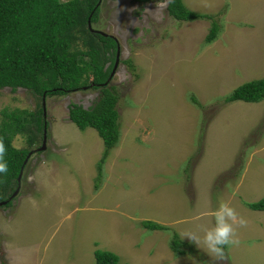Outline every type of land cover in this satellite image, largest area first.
Instances as JSON below:
<instances>
[{"label":"rangeland","instance_id":"374dc122","mask_svg":"<svg viewBox=\"0 0 264 264\" xmlns=\"http://www.w3.org/2000/svg\"><path fill=\"white\" fill-rule=\"evenodd\" d=\"M167 1H97L89 27L116 42L107 86L117 96L119 129L100 178L101 138L91 127L79 130L67 111L70 104L90 106L99 89L43 100L23 88L0 90V119L2 111L41 108L46 135L41 151V137L31 146L25 135L11 140L32 151L11 203L0 204L1 262L94 264L98 248L116 253L120 264H214L193 242L205 262L193 247L167 251L172 232L202 235L224 200L248 223L220 264H264V210L245 203L264 196V99L223 102L238 84L264 77V0H183L218 22L208 44L210 21H177ZM144 220L168 227L144 229Z\"/></svg>","mask_w":264,"mask_h":264},{"label":"trees","instance_id":"16d2710c","mask_svg":"<svg viewBox=\"0 0 264 264\" xmlns=\"http://www.w3.org/2000/svg\"><path fill=\"white\" fill-rule=\"evenodd\" d=\"M98 0H0V90L23 88L35 96L63 94L84 87L99 89L98 98L88 107L80 104L68 106V118L79 129L93 128L102 141V153L96 163V176L102 174V164L118 141L117 96L112 86H107L116 48L115 40L87 27L97 19ZM143 3L149 0H131ZM167 14L177 21L208 19L209 28L204 37L210 42L219 31V24L212 15L193 11L181 0H168ZM79 56H86L87 63L80 64ZM129 63V62H127ZM190 101L199 104L190 95ZM264 99V77L242 82L225 96L223 102L242 100L257 102ZM25 115L2 111L0 139L6 152L4 162L7 173H0V201L9 205L10 193L17 185V175L24 165L27 148H16L11 140L16 134L25 135L28 146L41 136L44 122L41 108ZM42 138V137H41ZM94 186H97L95 183ZM8 198V199H7ZM254 210H264V196L246 202ZM141 227L149 230H165L166 225L153 221H141ZM170 249L176 254L190 251L194 245L182 241L171 233ZM196 249V248H195ZM188 250V251H187ZM197 250V249H196ZM197 259L205 262L203 253L197 250ZM94 264H120L112 251L94 249ZM1 262V261H0ZM0 264H6L1 262Z\"/></svg>","mask_w":264,"mask_h":264},{"label":"clouds","instance_id":"9594fccd","mask_svg":"<svg viewBox=\"0 0 264 264\" xmlns=\"http://www.w3.org/2000/svg\"><path fill=\"white\" fill-rule=\"evenodd\" d=\"M160 7H164V5H160ZM41 137H43V134L41 135ZM45 141H46V135H45ZM38 147L36 148V150L41 151L38 149ZM30 151L32 150H28V153ZM5 152H6V148L4 142L2 139H0V173H7L8 171L7 163L4 162ZM28 153L26 154L23 160V164L26 161ZM210 216H211V225L204 226L201 228L200 231L202 235L190 231H186L182 233V238L183 239L187 238L190 242H193L196 245L201 246L206 251V253L213 259L214 264H220V262H223L226 259V254H225L226 247H238L240 245L241 241L239 239L238 229L247 227L248 222L244 217L240 216L237 213L235 208L232 207L229 202L224 200L218 202L217 207L210 212Z\"/></svg>","mask_w":264,"mask_h":264},{"label":"water","instance_id":"95a60500","mask_svg":"<svg viewBox=\"0 0 264 264\" xmlns=\"http://www.w3.org/2000/svg\"><path fill=\"white\" fill-rule=\"evenodd\" d=\"M89 25H90V21H89V18H88V19H87V27H88L90 30H92V31H96V32H98V33H101L102 35H105V33L102 32V31L91 29V28L89 27ZM114 66H115V61H114L113 67H114ZM43 97H44V94L42 95V100H43ZM42 109H44V102H43V101H42ZM44 147H45V132H44V129H43V137H42L41 145L38 147V149H39V150H42V149H44ZM20 175H21V169H20V171H19V173H18V175H17V178H16L17 181H19V177H20ZM13 192H14V191H13ZM10 197H11V196H9V198H10ZM4 203H5V200H3V201L0 202V204H4Z\"/></svg>","mask_w":264,"mask_h":264},{"label":"crops","instance_id":"0c3cea01","mask_svg":"<svg viewBox=\"0 0 264 264\" xmlns=\"http://www.w3.org/2000/svg\"><path fill=\"white\" fill-rule=\"evenodd\" d=\"M181 1H182V3L185 5V3L183 2V0H181ZM185 6H186V5H185ZM186 7H187V6H186ZM187 8H189V9L195 11L192 7H190L189 4H188V7H187ZM196 12H198V11H196ZM201 13H202V12H201ZM195 20H198V19H194V20H191V21H195ZM217 34H218V33H217ZM216 37H217V35L215 36V38H216ZM215 38H214V39H215ZM214 39H213V40H214ZM213 40H211L210 42H205V41L203 40V42H204L205 44H208V43L213 42ZM204 55H208V54L205 53ZM240 84H241V83H240ZM238 85H239V84H238ZM238 85H237V86H238ZM235 87H236V86H235ZM235 87H234V88H235ZM234 88H233V89H234ZM233 101H237V100H233ZM241 101H242V100H241ZM230 102H231V101H230ZM244 102H245V101H244ZM225 103H226V102H225ZM227 103H229V102H227ZM192 193H193V191H192ZM238 200H239V199H238ZM170 224H172V223H169V225H170ZM210 225H211V224H210ZM166 227H168V225H166ZM181 233H183V232H180V233H177V234H181ZM167 252L171 253V255H172V253H173V252L170 251V250H168ZM167 255H168V253H167ZM171 255H168V256H171ZM176 255H177V254H176ZM182 260H183L182 258H178V259L174 258V260H171V264H172V261H174V264H182Z\"/></svg>","mask_w":264,"mask_h":264}]
</instances>
